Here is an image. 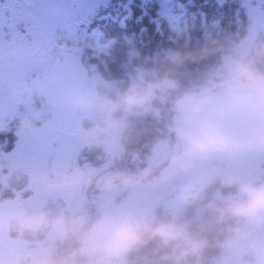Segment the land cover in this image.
I'll return each mask as SVG.
<instances>
[{"label":"clouds","instance_id":"clouds-1","mask_svg":"<svg viewBox=\"0 0 264 264\" xmlns=\"http://www.w3.org/2000/svg\"><path fill=\"white\" fill-rule=\"evenodd\" d=\"M216 51L178 49L165 53L163 63L178 68ZM19 88L25 97L50 92L62 107L90 115L91 126L77 129L90 148L109 151L129 129V117L153 112L158 103H168L173 113L166 125L172 140L158 144L156 159L134 170H27L25 191L65 204L50 206L19 194L0 199V247L23 249L0 256V264H127L148 249L152 264H240L246 257L264 264V180L217 174L208 181L215 188L211 200L197 192L182 201L192 215L165 219L72 207L88 192L167 184L213 161L264 155V41L226 51L199 85L176 95L177 83L169 77L133 85L114 97L55 81ZM16 94L14 88L11 95Z\"/></svg>","mask_w":264,"mask_h":264},{"label":"trees","instance_id":"trees-1","mask_svg":"<svg viewBox=\"0 0 264 264\" xmlns=\"http://www.w3.org/2000/svg\"><path fill=\"white\" fill-rule=\"evenodd\" d=\"M246 6L245 0H100L99 7L77 27L75 34L65 30L55 33V64H59L63 52L73 53L89 71L87 89L101 97H114L133 85L165 77L176 81L177 89L173 94L176 95L199 85L213 72L226 51L244 50L241 42L251 32L254 35L248 48L264 41V26L252 30L255 22ZM205 46L215 47L217 51L199 62L178 68L163 63L167 52L197 50ZM31 102L20 110L27 116L29 128L40 132L43 125L52 123L53 112L44 105L40 93H34ZM37 113H40L39 117ZM172 118L168 103H158L153 112L129 117V129L109 151L90 148L77 135V130L62 134L59 130L55 135H62L61 139L74 147V154L66 161V166L134 170L146 167L156 159L154 149L158 144L171 143L166 125ZM92 120L83 119L79 128L91 126ZM21 128L24 126L18 118L5 122L0 131V199L19 194L35 201L34 194L24 190L25 171L14 170L12 163ZM56 128L62 127L56 125ZM52 144L56 145L53 141ZM209 180L210 177L198 180L188 187L172 186L171 182L151 185L158 190V197L151 210L135 216L165 219L177 214L192 215L193 210L185 207L182 201L201 191L205 200H211L215 188ZM147 187L150 186L108 193L88 192L74 201L72 207L93 213L111 212ZM36 202L50 206L65 204L63 199L54 197ZM39 244L34 242L33 246ZM22 251L19 249L20 253ZM150 251L130 257L127 264H152L154 258ZM5 254L12 255V252L0 247V256Z\"/></svg>","mask_w":264,"mask_h":264},{"label":"rangeland","instance_id":"rangeland-1","mask_svg":"<svg viewBox=\"0 0 264 264\" xmlns=\"http://www.w3.org/2000/svg\"><path fill=\"white\" fill-rule=\"evenodd\" d=\"M1 1V0H0ZM36 0H4L0 2V131L5 122L20 118L24 128L18 131L20 142L13 152L14 170L27 171L37 168H52L66 166L67 160L74 154V147L62 140L60 133L77 130L83 119L93 118L90 115L77 114L72 127L57 129L51 124L40 132L29 128V120L21 107L32 104L31 94L25 97L19 86L35 85L45 81H53L59 75V64H55V33L65 30L75 34L81 26L99 7L100 0H61L62 10L58 19L48 18L38 14ZM247 12L255 26L252 30L264 26V0H245ZM251 32L241 42V48L247 49L253 40ZM16 89L15 98L11 93ZM87 88V87H86ZM23 110V108H21ZM80 113V112H79ZM40 113L36 116L39 117ZM52 141L56 145L52 144ZM223 165V168H222ZM230 173L229 160L213 161L203 165L186 175H181L171 181L172 186H191L198 180L211 178L214 174ZM176 181V182H174ZM158 190L147 187L134 193L127 201L114 211L131 215H140L151 210L153 201L158 197ZM34 194V193H33ZM46 195L34 194L36 201L46 199ZM12 255L20 254L19 248H9ZM240 264H251L250 257L243 258Z\"/></svg>","mask_w":264,"mask_h":264},{"label":"water","instance_id":"water-1","mask_svg":"<svg viewBox=\"0 0 264 264\" xmlns=\"http://www.w3.org/2000/svg\"><path fill=\"white\" fill-rule=\"evenodd\" d=\"M36 11L48 18L58 19L61 15V0H36ZM59 84L71 85L78 88H86L89 82V74L85 66L71 52H64L60 57L59 75L53 80ZM43 103L54 113L53 122L58 126L71 125L79 112H72L57 103L52 94L40 93ZM260 161L264 160V155L254 154ZM231 174L251 180L256 171L253 159L242 156L230 161Z\"/></svg>","mask_w":264,"mask_h":264},{"label":"flooded vegetation","instance_id":"flooded-vegetation-1","mask_svg":"<svg viewBox=\"0 0 264 264\" xmlns=\"http://www.w3.org/2000/svg\"><path fill=\"white\" fill-rule=\"evenodd\" d=\"M247 157H250L253 159V162L256 166V171L251 177V180H264V160L260 161L258 158L255 157L254 154L245 155ZM230 162V160H229ZM230 167V165H229ZM230 174H231V168H230Z\"/></svg>","mask_w":264,"mask_h":264}]
</instances>
